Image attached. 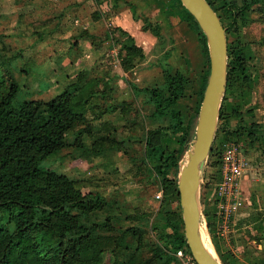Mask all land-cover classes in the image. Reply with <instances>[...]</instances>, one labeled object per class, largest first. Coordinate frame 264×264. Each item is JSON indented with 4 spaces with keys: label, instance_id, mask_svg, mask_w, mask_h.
<instances>
[{
    "label": "rangeland",
    "instance_id": "374dc122",
    "mask_svg": "<svg viewBox=\"0 0 264 264\" xmlns=\"http://www.w3.org/2000/svg\"><path fill=\"white\" fill-rule=\"evenodd\" d=\"M131 2L136 7L138 0ZM174 2L149 0L148 7L166 12L175 21L174 24H165V34L160 39L142 42L143 59L125 72L120 69L117 56L115 61L116 51L108 53L110 47L102 39L106 32L112 33L110 37L114 40L120 39L116 32L113 33L114 28L107 26L108 30L105 32L101 19L93 20L99 14L97 11L84 16V13L75 14L79 17L78 25L88 27L89 23H95L89 31L78 32L77 37L82 38L85 41L83 43L93 42V74L106 80L110 87L104 99L91 101L95 109L93 113L89 111L86 114L92 137L108 136L123 140L124 154L121 151L104 150L97 157H80L82 149L70 146L39 164L42 169L73 178L82 192L90 190L104 198L108 207L92 213L91 223L101 224L110 218L114 226H136L142 231L146 248L156 243L163 244V239L159 241L163 236L160 228L155 224V230H152L150 220L161 208L170 216L169 208L176 207V204L170 203L172 200L169 189L162 186L152 173L151 164H145L148 169L141 164L140 160L147 152L143 138L151 133L152 143L160 144L167 151L182 149L177 168L168 176L176 183L179 163L184 161L192 144L196 119L191 124L189 137L185 139L183 133L175 130L167 117H164L167 121L151 119L152 108L147 103L149 96L141 89H162L165 79L174 73L183 77L187 83L184 97L175 108L180 113L177 120L183 127L196 110L197 73L204 70L205 66V54H199L202 47L199 45L198 49L189 43L190 36L183 26L182 13L174 7ZM87 9L91 10V7L88 6ZM87 9L84 7L81 10ZM139 10L137 8L136 13ZM100 14L105 18V10ZM141 15L145 16V12ZM219 18L229 49H240L244 57L248 81L241 86L238 74L232 71L234 66L226 61L228 86L220 104L223 116L217 122L218 130L211 144L212 152L205 159L199 174L197 202L200 232L204 237L203 241L220 264H264V0H259L241 12L226 11ZM19 19L13 18L12 22L16 21V26L7 32L1 26L5 18L0 16V75L9 73L18 86L12 105L27 100L47 102L71 81L68 76L76 71L77 66L65 67L59 62L44 58L45 54H36L41 48L39 46L45 47L49 41L50 37L44 35L47 30L43 31V27L34 29V34H26L24 26L27 24L20 23ZM179 20L181 23L176 26ZM183 22L186 26L184 16ZM128 31L137 40L135 31L130 28ZM39 37H43L42 41L36 42ZM114 40H110V43L118 50V44ZM100 112L99 118L94 119ZM234 112L236 113L233 115ZM242 122L246 123L252 134L247 140L237 137L240 139L234 141L235 133L239 135V127L236 125ZM77 132L75 128L66 135L68 144L78 137L75 136ZM90 141L91 138L85 134L77 143L87 148ZM236 143L239 144L235 155L238 158V174L235 178H228L224 169L223 151L230 145H237ZM133 215H148V221L145 218L133 221L124 219ZM146 248L142 254L143 260L150 259L151 256ZM176 252L173 253L174 260L170 264H190L177 256ZM101 264H110L109 254H104ZM154 264H162V261Z\"/></svg>",
    "mask_w": 264,
    "mask_h": 264
},
{
    "label": "trees",
    "instance_id": "16d2710c",
    "mask_svg": "<svg viewBox=\"0 0 264 264\" xmlns=\"http://www.w3.org/2000/svg\"><path fill=\"white\" fill-rule=\"evenodd\" d=\"M174 1L180 5L178 0ZM205 1L210 6L208 0ZM258 1L242 0L239 11ZM229 4L223 2L221 7L228 11ZM108 5L105 15L116 13L117 0H110ZM181 8L183 9L182 6ZM210 8L213 10L211 6ZM183 11L189 24L197 32L205 53L204 70L197 73L198 87L195 96H198V101L193 116L189 117L188 123L183 127L177 120L180 113L175 108L184 97V87L187 84L178 73L167 77L162 89L141 90L149 96L147 103L152 108L151 119L166 120L164 117H167L175 130L181 131L186 139L190 135L191 124L196 119L205 87L208 58L202 33L192 17L184 9ZM98 18L99 14L93 20ZM150 27L142 26L141 29L149 30L152 35L157 36L156 29ZM112 31L120 39L114 40L110 37L112 33L106 32L105 40H114L118 44L120 69L123 72L131 70L143 59V52L126 32L119 28ZM229 54L227 50L228 58ZM232 58L237 65L236 73L245 81L247 77L241 56L236 52ZM93 72V68L79 70L63 90L47 102L27 100L16 105H12L18 91L14 78L9 73L0 75V264H101L105 253L109 254L110 264H154L156 261L170 264L174 260L175 251L183 250L189 254L183 238L176 183L168 178L177 168L182 149L167 151L160 144L152 143L151 133L143 138L147 152L140 162L143 166L151 164L152 173L162 186L169 189L172 200L170 203L176 204V207L169 208L170 216L161 208L150 220L152 230H155V224L160 228L163 236L159 241L163 239V244L156 243L149 248H146L142 240V231L136 226H114L110 218L101 224L91 223L92 213L108 207L104 198L90 190L82 192L73 178L39 167L51 155L70 146L82 149L80 157H97L104 150L121 151L124 154L123 140L108 136L92 137L91 125L86 118L87 112L93 113L95 109L91 101L104 99L110 91L108 82ZM111 111L112 109L109 110ZM101 113L93 118H99ZM222 116L220 106L219 121ZM236 126L239 127V135L235 133L234 141L242 137L247 140L251 136L252 132L246 125L238 123ZM75 128L78 130L75 136L78 137L68 144L66 135ZM85 134L91 138L87 148L77 143ZM212 149L211 145V152ZM148 166L145 167L148 169ZM137 218L148 221V215H133L124 219L133 221ZM145 248L151 256L150 259L143 260ZM191 263L194 264L192 258Z\"/></svg>",
    "mask_w": 264,
    "mask_h": 264
},
{
    "label": "crops",
    "instance_id": "0c3cea01",
    "mask_svg": "<svg viewBox=\"0 0 264 264\" xmlns=\"http://www.w3.org/2000/svg\"><path fill=\"white\" fill-rule=\"evenodd\" d=\"M131 1L132 0H117L116 13L109 14L108 16L104 14L105 18H103L100 13H102L103 10L106 11L109 7L108 4L110 0H0V16L5 18L1 26L7 32L12 31L16 26V21L12 22L14 21L13 18H20V23L27 24L24 26L26 34H34V29L39 30L44 27L45 29L42 30H47V33L44 35L49 36L50 38L49 41L46 42L47 45L45 44V47L39 46L41 47L40 50H37L38 45L36 43V54H40V56L45 54L44 58L47 57L53 62H59L65 67L69 65H76V71L72 72L71 75L68 76L72 79V77L82 68H88V66L91 68L93 66L91 61L95 55L92 53L91 49H94V47H92L91 43H83L85 41H83L82 38L80 39L77 37L78 32H86V30L89 31V28L94 27L95 23H89L87 25L88 27L78 25L79 21L77 19H79V17H76L75 14L81 15L84 13V16L89 12L91 13L97 11L100 15L102 26L104 25L105 32L108 30L107 26H112L113 28L123 30L133 38L131 33L128 31L129 28L133 29L137 39L135 40L133 38V41L137 47L141 48L142 52L143 41L147 40L148 42H154L155 40L160 39L165 34V24L167 25L169 22L174 24V18L172 19L169 17L166 12L148 7L147 5H149V0H138L136 7L133 6L134 3L132 4ZM208 2L215 11L214 13L217 18H219V15L222 16L226 14L227 9L225 10L221 7L223 2L230 3L228 12H237L240 10L242 4V0H208ZM173 5L176 9H180V13H182L183 26L186 33L190 36L189 43L194 47L197 46L198 48L201 44L197 32L193 26L189 24L181 6L176 2H174ZM88 6L91 7V10L87 9ZM217 6H219V9ZM84 7H86L87 10H81ZM137 8H140L138 13H136ZM142 12H145V16L141 15ZM183 16L185 22L186 20L188 22H186V26L183 22ZM218 20H220V18ZM179 23H181L180 20L176 26ZM220 23L222 25V21H220ZM142 26H151V29H156L157 36L152 35L149 30L142 31ZM42 39L43 37H41V39L39 37L36 42L42 41ZM102 39H105V34ZM106 41L107 45L110 47L107 52L116 51L114 56L115 61H117L116 56L118 57V50H116V47L110 43V40ZM71 50L73 53H71ZM199 54L200 56L205 54L203 48L202 52H200L199 49ZM36 86L39 89L38 81ZM242 125L245 126L246 123L244 124L242 122Z\"/></svg>",
    "mask_w": 264,
    "mask_h": 264
},
{
    "label": "water",
    "instance_id": "95a60500",
    "mask_svg": "<svg viewBox=\"0 0 264 264\" xmlns=\"http://www.w3.org/2000/svg\"><path fill=\"white\" fill-rule=\"evenodd\" d=\"M178 1L202 33L208 58V75L197 111L192 144L184 161L179 163L176 177L182 232L194 264H220L206 251L200 238L197 190L200 170L210 152L225 91L226 41L224 29L205 0Z\"/></svg>",
    "mask_w": 264,
    "mask_h": 264
},
{
    "label": "built area",
    "instance_id": "2783aa9c",
    "mask_svg": "<svg viewBox=\"0 0 264 264\" xmlns=\"http://www.w3.org/2000/svg\"><path fill=\"white\" fill-rule=\"evenodd\" d=\"M237 144V143H236ZM238 145H230L226 147L223 151V163H224V169L227 172L228 178H235L237 176V163H238V158L235 157ZM176 255L183 258L184 260H187L190 264L191 263V258L189 254L184 252L183 250H177Z\"/></svg>",
    "mask_w": 264,
    "mask_h": 264
},
{
    "label": "flooded vegetation",
    "instance_id": "af4514ba",
    "mask_svg": "<svg viewBox=\"0 0 264 264\" xmlns=\"http://www.w3.org/2000/svg\"><path fill=\"white\" fill-rule=\"evenodd\" d=\"M238 11H239V10H238ZM240 12H241V11H240ZM234 13H236V12H234ZM218 19H219V18H218ZM220 21H221V20H220ZM220 21H219V22H220ZM220 24H221V23H220ZM221 26H222V25H221ZM222 28H223V26H222ZM223 29H224V28H223ZM224 35H225V31H224ZM225 41H226V61H227L228 63H231L232 66H234V67L232 68V71H235V72H236V69H237V65H236V63L233 62V58H232V56H234L235 53L238 52L239 55H240L241 58H242L243 70H244V72H245V74H246V77H247L246 68H245V66H244V65H245V64H244V57H243V55H242L240 49L236 48L237 50H230V49H229V46L227 45V39H226V37H225ZM227 50L230 52V54H229V58H228V56H227ZM227 62H226V67H227ZM247 81H248L247 78H246L245 81H242V80L240 79L241 86L245 85ZM227 84H228V82H227V75H226L225 89H226L227 86H228Z\"/></svg>",
    "mask_w": 264,
    "mask_h": 264
},
{
    "label": "bare ground",
    "instance_id": "6f19581e",
    "mask_svg": "<svg viewBox=\"0 0 264 264\" xmlns=\"http://www.w3.org/2000/svg\"><path fill=\"white\" fill-rule=\"evenodd\" d=\"M200 238H201L202 244L204 245L206 251H207L212 257H214V255L211 253L210 249L207 247V245H206L205 242L203 241V238H204V237H202L201 232H200Z\"/></svg>",
    "mask_w": 264,
    "mask_h": 264
}]
</instances>
